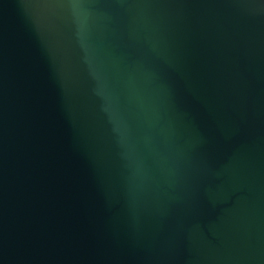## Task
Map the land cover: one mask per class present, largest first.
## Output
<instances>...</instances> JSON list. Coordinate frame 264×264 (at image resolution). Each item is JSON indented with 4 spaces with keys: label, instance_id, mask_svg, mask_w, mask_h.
Here are the masks:
<instances>
[{
    "label": "water",
    "instance_id": "1",
    "mask_svg": "<svg viewBox=\"0 0 264 264\" xmlns=\"http://www.w3.org/2000/svg\"><path fill=\"white\" fill-rule=\"evenodd\" d=\"M88 8L106 16V35L93 44L100 53L109 44L118 58L110 91L138 113L133 128L151 159L165 161L172 198L148 232L121 198L110 199L17 0H0V264H189L197 233L220 246L223 209L264 188V0ZM108 119L90 121L95 129ZM189 130L201 136L191 149ZM236 155L243 181L232 193L230 171L218 172ZM224 180L229 198L217 202L210 191Z\"/></svg>",
    "mask_w": 264,
    "mask_h": 264
},
{
    "label": "bare ground",
    "instance_id": "2",
    "mask_svg": "<svg viewBox=\"0 0 264 264\" xmlns=\"http://www.w3.org/2000/svg\"><path fill=\"white\" fill-rule=\"evenodd\" d=\"M95 1L17 0V4L24 22L54 67L71 120L100 170L110 199L121 198L134 224L141 230L153 231L157 217L165 213L172 198L164 183L165 161L157 156L151 159L143 139L133 128L138 113L118 106L116 93L110 91L115 81L110 64L118 58H112L113 47L109 44L101 53L93 44L94 39L102 40L106 35L100 24L105 14L88 8ZM134 28L131 22L132 35L136 34ZM153 99L159 101L162 97ZM96 114H105L109 119L94 129L90 120ZM200 137L189 130L186 143L191 144L186 148H193ZM97 141L102 144L98 150L94 148ZM158 153L153 150L154 155ZM236 158L237 155L218 172L230 171L232 193L243 181L241 170H236L241 160ZM243 166L250 165L245 162ZM251 171L254 172L253 167ZM248 174L252 175L250 171ZM226 182L210 191L217 202L229 198L227 191L224 197L221 195ZM262 199L264 188L250 198L238 195L233 207L224 208L219 217L218 229L223 231L220 246L205 243L201 233H197L196 246H191L197 256L189 264H264V208L260 211L256 206L257 200Z\"/></svg>",
    "mask_w": 264,
    "mask_h": 264
}]
</instances>
